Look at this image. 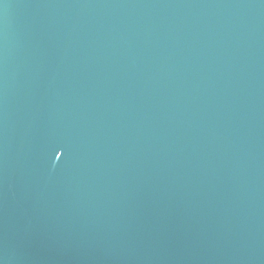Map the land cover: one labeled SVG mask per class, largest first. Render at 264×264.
<instances>
[{
  "label": "water",
  "instance_id": "water-1",
  "mask_svg": "<svg viewBox=\"0 0 264 264\" xmlns=\"http://www.w3.org/2000/svg\"><path fill=\"white\" fill-rule=\"evenodd\" d=\"M0 264H264V0H0Z\"/></svg>",
  "mask_w": 264,
  "mask_h": 264
}]
</instances>
